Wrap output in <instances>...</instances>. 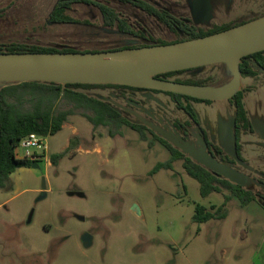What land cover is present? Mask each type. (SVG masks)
Here are the masks:
<instances>
[{
	"label": "rangeland",
	"instance_id": "1",
	"mask_svg": "<svg viewBox=\"0 0 264 264\" xmlns=\"http://www.w3.org/2000/svg\"><path fill=\"white\" fill-rule=\"evenodd\" d=\"M192 1L150 0L188 25L206 30L264 13V0H211L210 20L197 23ZM56 2L0 0V45L86 51L138 43L118 24L106 26L96 5L74 4L67 15L76 24H49ZM93 2L114 9L137 35L167 42L178 38L132 3ZM223 71V65H213L178 77L222 78ZM241 89L246 90L247 107L257 116L264 110V72L256 79H242ZM91 93L132 123L148 121L200 146L197 127L189 128L184 137L174 126L175 120L187 123L189 118L165 95L159 102H149L121 90ZM109 132L106 127L94 128L80 115L70 116L61 132L47 138L48 150L34 160L36 166L11 176L12 190H0V264H264L262 204L255 201L242 207L234 198L226 207V219L198 225L193 221L196 206L212 211L213 206L223 205L230 190L203 198L182 159L173 162L171 170L152 175L158 163L171 159L169 150L150 132L147 140L128 126L113 129V136ZM244 139L247 163L234 159L232 166L250 181L247 189L264 195V150L249 156L258 139L256 135ZM68 147V155L53 165L51 156ZM85 233L93 237L90 247L82 241Z\"/></svg>",
	"mask_w": 264,
	"mask_h": 264
},
{
	"label": "trees",
	"instance_id": "2",
	"mask_svg": "<svg viewBox=\"0 0 264 264\" xmlns=\"http://www.w3.org/2000/svg\"><path fill=\"white\" fill-rule=\"evenodd\" d=\"M111 1H117L119 3H132L148 15L158 19L162 24L167 25L170 30L176 33L178 38L174 41L167 42L137 35L129 29V27H127L124 21L119 19V16L114 9L110 8L108 5L96 4L93 0H57L54 10L48 19L49 24H76L78 22L67 15V12L71 10L74 4H82L85 7L96 5L102 12L106 26L118 24L119 29L123 34L134 36L138 39V43L135 45L122 46L108 50L86 51L11 44L8 46L0 45V54L96 53L102 51H116L168 45L211 36L264 17L263 13L262 15L251 19L242 18L234 23L206 30L188 25L186 22L177 19L169 12L159 9L154 3L148 0ZM201 68L165 73L158 75L157 78L173 80L177 83L188 85L211 87L223 86L231 80V76L228 73H222V78L214 75L213 77H209L204 80L182 79L178 77ZM240 68L242 79H256L259 74L264 72V52L243 58ZM108 89L150 91L163 93L169 96L175 103L177 109L183 111L189 118V122L187 123L175 120L174 126L177 130L180 131L184 137H186L189 133V128L197 127L200 135L207 144V150L210 154L223 163L229 165L236 163L224 152L223 149L210 141L207 132L201 127L198 116L191 106L192 102L213 104L214 102L212 101L121 85L75 84L63 86L55 83L27 82L0 88V190H12L11 176L19 169L32 168L36 163V161L17 157L16 149L19 147L22 140L32 134H36L46 139L48 137H53L63 130V126L68 121L70 116L80 115L93 125L94 128L101 126L109 128V133L112 136L113 129L120 131L124 126H128L132 130L138 132L143 140H147V132L152 133L156 140L161 142L171 153V159L165 163H158L152 170V175L161 170H171L173 162L182 159L183 167L186 173L199 183L200 194L203 198H207L211 194H220L224 189H229L230 195L225 197V201L220 207L216 208L213 206V210L208 211L204 206H196L193 221L198 225L205 224L212 220L226 219L228 216L226 207L234 198L239 200L242 207H246L255 201H258L264 206V195L255 193L250 189L234 185L223 179L221 176L205 169L201 165L192 161V159L187 155L174 148L166 140L156 136V134L148 127L130 122L124 117L122 112L116 109L111 103L104 101L91 93L93 90ZM245 98L246 90H240L234 98L228 100L235 107V146L237 154L243 162H245L243 158V137L255 133V129L246 107ZM184 140H186V138ZM70 147H68L63 153L51 156L52 164L57 166L60 160L68 155Z\"/></svg>",
	"mask_w": 264,
	"mask_h": 264
},
{
	"label": "water",
	"instance_id": "3",
	"mask_svg": "<svg viewBox=\"0 0 264 264\" xmlns=\"http://www.w3.org/2000/svg\"><path fill=\"white\" fill-rule=\"evenodd\" d=\"M211 0H193L192 14L197 23L209 21ZM264 52V17L230 30L204 38L168 45L96 53H17L0 54V84L16 85L45 82L58 85H121L156 90L220 102L234 98L242 86L241 61ZM213 65L226 67L231 80L220 87L195 86L157 78L158 75ZM233 120V129L235 127ZM174 148L195 163L221 176L234 185L247 188L248 178L232 165L217 160L207 150L199 135V147L177 138L163 129L143 121ZM264 141V127L257 129ZM234 135L233 133L231 136ZM229 156L244 163L238 156L235 137L230 143ZM235 161V160H234ZM36 165H33L35 167ZM83 220V218L78 217ZM93 237L85 233V247L92 246Z\"/></svg>",
	"mask_w": 264,
	"mask_h": 264
},
{
	"label": "crops",
	"instance_id": "4",
	"mask_svg": "<svg viewBox=\"0 0 264 264\" xmlns=\"http://www.w3.org/2000/svg\"><path fill=\"white\" fill-rule=\"evenodd\" d=\"M220 66V65H219ZM228 73L226 67H224L223 73ZM215 75V74H214ZM213 75V76H214ZM124 94H131L133 96H141L142 98L147 99L149 102H159V98L163 93H156L150 91H129L124 90ZM167 96V95H165ZM169 97V96H167ZM170 98V97H169ZM246 102V98H245ZM263 104V103H262ZM192 108L195 110L200 125L206 130L208 133L210 140L212 143L218 145L224 152L229 155L230 143L234 138L233 129V120L235 118V107L229 101H220L214 102L213 104H205V103H191ZM247 107V103H246ZM247 110L250 115V119L253 123L255 133L248 135L252 136L256 135L258 141H254L257 147L255 149H250L249 156H257L261 154L257 151V149L264 150V141L262 140L260 134L257 132V129L260 127H264V110L263 108L258 112L257 116H254L252 111L247 107ZM247 137V136H246ZM244 141V148H246V139ZM244 151V150H243Z\"/></svg>",
	"mask_w": 264,
	"mask_h": 264
},
{
	"label": "built area",
	"instance_id": "5",
	"mask_svg": "<svg viewBox=\"0 0 264 264\" xmlns=\"http://www.w3.org/2000/svg\"><path fill=\"white\" fill-rule=\"evenodd\" d=\"M22 150V156L19 155V150ZM48 150L47 139L36 134H32L21 141L19 147L16 149L18 158L36 160L40 159L42 155L46 154Z\"/></svg>",
	"mask_w": 264,
	"mask_h": 264
},
{
	"label": "flooded vegetation",
	"instance_id": "6",
	"mask_svg": "<svg viewBox=\"0 0 264 264\" xmlns=\"http://www.w3.org/2000/svg\"><path fill=\"white\" fill-rule=\"evenodd\" d=\"M150 1V0H149ZM122 92L124 91V90H121ZM253 124V123H252ZM202 127V126H201ZM254 127V126H253ZM203 128V127H202ZM204 129V128H203ZM205 130V129H204ZM206 131V130H205ZM200 134V133H199ZM208 134V133H207ZM251 135V134H250ZM209 136V135H208ZM209 139H210V137H209ZM211 141V140H210ZM244 158V157H243ZM234 160V159H233ZM244 161H245V159H244ZM246 162V161H245ZM247 163V162H246Z\"/></svg>",
	"mask_w": 264,
	"mask_h": 264
}]
</instances>
